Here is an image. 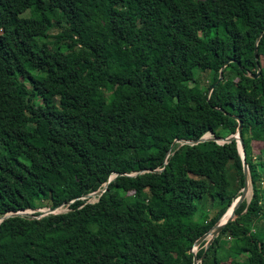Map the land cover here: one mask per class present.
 Wrapping results in <instances>:
<instances>
[{
  "label": "trees",
  "instance_id": "obj_1",
  "mask_svg": "<svg viewBox=\"0 0 264 264\" xmlns=\"http://www.w3.org/2000/svg\"><path fill=\"white\" fill-rule=\"evenodd\" d=\"M263 58L264 0H0V218L33 211L0 223V264H193L242 162L235 141L171 146L233 116L250 201L195 256L264 264Z\"/></svg>",
  "mask_w": 264,
  "mask_h": 264
},
{
  "label": "water",
  "instance_id": "obj_2",
  "mask_svg": "<svg viewBox=\"0 0 264 264\" xmlns=\"http://www.w3.org/2000/svg\"><path fill=\"white\" fill-rule=\"evenodd\" d=\"M262 35V34H261ZM260 35V36H261ZM260 37L256 40V46H257V43L259 41ZM254 56H255V60L257 62V74L252 76L253 78H257L259 75H260V66L258 64V61H259V56L257 54V50L255 49L254 50ZM232 61L228 60L226 61V63L224 64V66L222 67L221 71H220V75H219V79L217 80V82L212 85L210 88H209V91H208V94L210 95L211 92L214 90V87L222 80V71L225 69V67L230 64ZM233 119L236 120L238 122V127H237V130H236V133L234 135H231L227 138H217V137H206L207 135H204L202 138H200L199 140L197 141H175L171 148L176 144V143H179L180 145H189V146H194V145H197V144H200V143H204V142H208V141H212V142H215L217 144H227V143H231L232 141H235L236 144H237V148H238V152H239V156L241 158V162H242V170H243V175H244V186L240 192V195L238 196V198L233 202V204L229 207V209H231V215L227 218V219H224L225 218V215L226 213L228 212V210L226 211V213L221 217V219L214 225V227L212 229H210L207 233H205L201 238H199L196 243L194 244V247L190 250V253L193 254V264H201L202 260H203V257L199 260H197L195 254H196V251L198 249V247L201 245V243H203L204 241L207 240L206 242V246L208 247L212 241L220 234L221 230L230 222H232L234 219H235V211L240 207V205L246 200L247 198V195L248 193L250 192V177H249V171H248V165L245 161V151H244V145H243V140L241 138V131H242V121L240 120L239 117H236V116H233ZM211 135V134H210ZM168 156V154L166 155V157ZM112 178L109 179V181L104 185V187L94 193H91L89 195H86L84 196L82 199L83 200H88V203L89 200L91 199H96L98 197H100L106 190L107 188V185L111 182ZM247 201V200H246ZM72 202L70 203H67L66 205H62L54 210H50V209H44V211H40L38 210L39 212H41L42 214L38 217V218H41L43 216H46V215H49V214H57L59 213L58 210L61 208V207H68L69 204H71ZM247 205H248V201H247ZM17 215H22V216H30L31 214H28L26 213V211L24 212H18V213H15V214H9V215H6L2 218H0V223L9 218V217H13V216H17Z\"/></svg>",
  "mask_w": 264,
  "mask_h": 264
},
{
  "label": "rangeland",
  "instance_id": "obj_3",
  "mask_svg": "<svg viewBox=\"0 0 264 264\" xmlns=\"http://www.w3.org/2000/svg\"><path fill=\"white\" fill-rule=\"evenodd\" d=\"M55 33H56V31L53 32V34H55ZM262 62H263V66H264V58L262 59ZM195 76H196V79L198 80L197 87L203 93L207 89V87H208V85H209V83L211 81V76L207 72L206 73H198L197 72L195 74ZM193 99H196V97H194ZM191 101H193L191 98L187 99V100H183V104L190 103ZM208 135H210V134H208ZM210 136L212 137V135H210ZM251 147H252L253 155H254V157H256L264 149V143H262V142H252L251 143ZM250 197H251V189H250V192L248 193L247 198H246V200L248 202L250 201ZM94 201H95L94 198L89 200V202H94ZM40 211H44V209H40ZM66 211H67L66 207H61L58 210V212H60V213L61 212H66ZM26 213L32 214L33 211H27ZM206 242H207V240H206Z\"/></svg>",
  "mask_w": 264,
  "mask_h": 264
},
{
  "label": "bare ground",
  "instance_id": "obj_4",
  "mask_svg": "<svg viewBox=\"0 0 264 264\" xmlns=\"http://www.w3.org/2000/svg\"><path fill=\"white\" fill-rule=\"evenodd\" d=\"M231 215V209L228 210V212L226 213L225 215V218L224 219H227L229 216Z\"/></svg>",
  "mask_w": 264,
  "mask_h": 264
}]
</instances>
